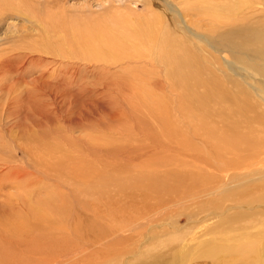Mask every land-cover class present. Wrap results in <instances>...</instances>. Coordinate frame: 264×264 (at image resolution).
Returning a JSON list of instances; mask_svg holds the SVG:
<instances>
[{"label":"rangeland","instance_id":"1","mask_svg":"<svg viewBox=\"0 0 264 264\" xmlns=\"http://www.w3.org/2000/svg\"><path fill=\"white\" fill-rule=\"evenodd\" d=\"M189 1L200 9L208 2ZM258 1L237 3L230 16L243 21L221 23L211 33L214 13L197 17L188 10L181 15L186 0H0V264H46L41 256L52 259L74 245L82 231L98 229L105 221L97 215L113 210L109 203L121 208L135 200L127 189L132 180L175 167L157 165L177 156L172 150L175 135L168 131L179 140H195L190 118L159 67L118 62L105 69L74 54L83 46L112 44L118 46L116 55L126 45L140 47L152 29L168 31L204 57L201 64L210 73L201 71V77L220 79L233 92L242 88L264 112V74L235 57L239 42L251 40V29L264 20V0ZM43 40L66 54L47 53ZM253 168H264V161ZM260 179L250 185L257 195L264 194V176ZM58 224H71L73 230L62 235ZM216 234L238 235L231 229ZM195 247L191 242L183 248L184 264ZM221 264L242 263L236 253L226 251Z\"/></svg>","mask_w":264,"mask_h":264},{"label":"bare ground","instance_id":"2","mask_svg":"<svg viewBox=\"0 0 264 264\" xmlns=\"http://www.w3.org/2000/svg\"><path fill=\"white\" fill-rule=\"evenodd\" d=\"M186 1L188 2L185 5L182 4L183 8H181L185 12L177 10L181 12V15L188 10L194 11L197 17H207L211 16V12L214 13L212 20L215 24H211L213 25L212 33V30H216L221 23L226 26L243 21L239 16L238 19L234 15V20L230 16L237 3L238 5L241 3L242 6L258 0H233L232 3L225 0H205L204 3L208 2L204 4L203 9L189 0ZM212 1L215 2L211 3ZM251 30L254 31L251 34L254 39L239 42L235 48L237 53L235 57L240 61H247L257 66L264 74V20L259 21L257 26ZM147 33L148 36L144 38L140 47L138 44L131 48L126 45L127 48L125 46L124 49H120V53L116 55H113V52L118 46L112 44L83 46L77 53L74 54L71 50L69 53L74 54L76 58L100 63V66L104 65L105 69L111 68L118 62L150 64L159 67L162 73L165 72L166 81L173 88L171 93L180 99L181 108L190 118L194 132L192 138L195 140L188 141L187 138H181L180 141L178 134L167 130L170 133L166 134L170 137H173L172 134L175 135L172 150L177 156H172L170 160L159 162L157 165L161 167L174 165L175 167L164 171L163 174H151L152 177L147 180H132L134 183L127 189L132 196H136L137 200L132 199L126 206L124 203L121 208L115 206L117 209L112 208L114 202L110 205L108 201L109 210H113L108 214L106 211L105 214L103 213L104 216L101 212L97 215L98 219L105 221L99 225L98 229L91 233L82 231L74 245L70 247L66 245V248L52 259L46 257V254H42L41 259L46 264H184L181 252L188 243L194 242L196 247L192 252L193 255H189L188 264H221L226 251L236 253L242 264L253 262L264 264V251L259 252L260 246L264 243V224H262L264 222V194L257 195L250 186L251 182H258L261 180L260 177L264 176V168H253L258 162L264 161V112L260 111V104L252 100L242 88L240 92L236 90L233 92L223 87L226 84L223 85L220 79L201 77V71L210 73V69L203 68L201 64L204 57L195 53V49L193 51L191 46L184 44L175 34L168 31H162L159 34L155 29ZM238 41L237 39L235 42ZM41 47L47 53L58 52V55L65 53L61 51L62 48L56 51L49 41L43 40ZM247 48H252L250 53H244L243 50ZM200 87H204V90L200 91ZM127 159L129 161V158ZM144 163L141 164L144 165ZM170 178L172 182L169 181ZM184 180H187L186 183L183 182ZM78 190L81 189L78 188ZM125 194L127 195V192ZM117 198L119 199V196ZM121 200L124 202L123 199ZM93 211L95 212V209ZM102 211L104 212V209ZM73 222L75 221H72V228L74 227ZM68 225V227L59 225L56 229L60 233L65 231L70 234L73 229L70 227L71 224ZM228 229L236 230L238 235L232 238L216 234V232L228 231ZM231 241H235L236 244ZM64 243L67 244V242ZM42 253H47V250Z\"/></svg>","mask_w":264,"mask_h":264}]
</instances>
